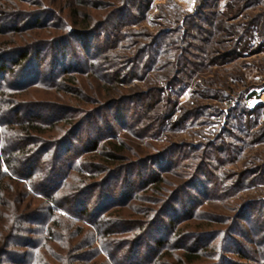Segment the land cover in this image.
<instances>
[{"label": "trees", "instance_id": "trees-1", "mask_svg": "<svg viewBox=\"0 0 264 264\" xmlns=\"http://www.w3.org/2000/svg\"><path fill=\"white\" fill-rule=\"evenodd\" d=\"M217 1L202 0L194 16H180L174 21L163 16L165 25L172 29L166 28L153 38L126 31L143 19L151 0H32L31 3L29 0H0V205L14 206L13 226L0 222V250L4 247L0 264H4V259L8 264L28 261L101 264L98 251L94 249V254L90 253L80 243L68 245L65 255H57V252L52 255L49 253L52 248L42 252L40 241L29 243L30 240L16 236L19 234L16 226L30 216L29 207L24 206V196L42 200L37 209H45L48 220L54 218V224L48 229L53 240L67 245L62 233L65 230L61 227L67 219L96 228L102 253L109 260H103V264H119L116 258L121 264H136L129 260L128 250L139 256L145 249L148 256L143 264H214V261L216 264H264V199L242 201V197H237L257 179L244 181L242 178L241 183L232 181L225 187L227 175L231 174H220L224 166L234 162L237 150L234 149L232 157L228 154L223 157L210 151L211 144L193 150L189 146L182 148L172 144L156 149L155 144L144 141L159 137L170 124L176 126L179 121L173 123L175 103L171 104L169 99L168 107L158 111L160 103H165L163 90L156 86L146 92L126 88L153 71L157 58H163L162 69L168 71L164 75L165 84L176 88L207 61L202 57L206 44L214 43L212 52H208L218 61H235L262 53L264 0H230L225 11L218 10ZM98 10L106 14L101 20L92 14ZM60 12L65 13V17ZM28 22L35 28L61 32L58 38L53 36L50 46L54 43V47L62 44L64 47L72 36L87 43L99 40L97 50L103 55V61L95 69H104L109 79L105 80L96 72L88 74L77 68L76 63L63 67L60 76L47 83L39 59L40 52L48 46L44 36L36 35L40 40H23V44L17 41ZM11 23L14 26L9 27ZM106 24L110 31L103 38ZM134 38L137 41L132 42ZM142 39H147L148 44L139 42ZM123 43H129V47L121 52ZM82 48L89 51L85 43ZM33 61L38 64L31 69L29 65ZM57 66L54 59L53 69L48 72L52 77H55L53 70ZM30 89H38V92H29ZM30 93H39L41 100L30 102ZM119 102L127 108L119 106L122 105H118ZM43 109L53 117L51 121L43 118ZM31 110L36 114L24 115ZM107 113L110 115L105 117ZM187 115L183 121L189 120ZM96 121L101 122L100 125ZM88 124L93 129L92 136L87 134L79 138L80 151L72 154L73 146L67 137L71 134V137H80L84 125ZM119 128L127 129L122 141L115 137ZM73 129L75 131L70 133ZM141 146L153 152L146 153L140 150ZM199 148L204 151L195 157ZM55 151H59L61 160ZM260 170L264 172V164L260 165ZM140 172L145 173L144 180H130V176ZM173 177L189 183L186 187L184 182L172 183L171 194L166 186L170 185L168 179ZM114 178L120 182L108 188L109 181ZM187 190L196 194L190 196ZM197 192L204 202L212 204L236 197L240 202L230 206L238 216L233 219L211 208L203 213V202H198ZM183 197L188 205L176 217L172 205L181 204ZM94 199L96 202L91 204ZM132 204L135 205L132 207ZM50 205L62 210L67 218L52 214ZM110 205L111 210L105 211ZM156 207L161 211L158 217ZM125 209L131 213H126ZM201 218L206 225L194 223ZM1 220L4 221L3 216ZM214 224L226 229L213 231L211 225ZM242 224L244 228L240 227ZM251 226L260 236L257 237L263 244L261 252L243 248L246 244L258 245L247 238V234L252 233ZM149 233L166 237L151 238L153 248H149L146 242ZM130 234L132 237L121 238ZM248 237L250 239L251 235ZM13 239L17 246L28 247L31 252L9 253ZM227 243L232 248H226ZM225 253L231 254V258L224 256Z\"/></svg>", "mask_w": 264, "mask_h": 264}, {"label": "rangeland", "instance_id": "rangeland-1", "mask_svg": "<svg viewBox=\"0 0 264 264\" xmlns=\"http://www.w3.org/2000/svg\"><path fill=\"white\" fill-rule=\"evenodd\" d=\"M29 1L31 3L32 0ZM229 1L230 0H218L215 4L218 10L225 11L227 10L226 6ZM201 2L202 0H151L149 7L147 8V11L143 16V19L139 23H135L132 27L127 28L126 31L131 30L132 32H134V34L143 33L154 38L156 35H159L162 30L171 28L165 25L163 16L167 15L168 18H171V21H174L177 17L180 16L182 18L194 16ZM59 14L62 17H65L66 15L65 13L61 12ZM92 14L99 20H101V17L106 15L105 11L102 12L100 10L95 12L93 11ZM128 16L129 15H126L127 18ZM58 21H54V23ZM30 25V22L25 24V26L22 28V30L24 31H22V33L18 35L17 41L21 42H19V44H23V40L25 42H31L32 39H35L37 41L39 38L36 35L44 36L43 39L46 40V44L48 46L45 45V50H42V52H40L39 59L41 60L40 63L42 64L41 68L46 72L44 74V79H46L47 83L49 82V80L51 81L54 78L59 77L61 74V69L63 67L65 68L73 64L76 65V63L77 68L86 71V73L88 74L91 72H96V74H99V76H104L105 80L109 77L108 74H104V69H95L97 66H101V62L103 61V55L97 50V47L100 44V42H98L99 40L95 39L94 41L87 43L86 40L83 41L81 39L82 41H79V39L72 36L68 37L69 41H66V43H64V47L62 46L63 44L58 47H54L55 44L53 43L52 45L51 43L52 46H50V42L53 41V36L54 38H58L59 36H61V32L56 30L54 31V29L52 31H46L45 29H43V27L39 29ZM107 25L108 24H106V29H104L103 34L105 36H103V38H106L107 33L110 31V28ZM12 26H14V23H11L9 27ZM63 31L65 33H67L66 31H68V33L70 32L69 30ZM134 40L135 38L132 40V42ZM139 42L148 44L147 39H142ZM150 42L152 41H149V43ZM84 43L86 46H88V52H85V50L83 49L84 47L82 48ZM126 46L129 47V43H123L120 46V51L122 52L123 48ZM214 46V43L210 45L206 44V52L202 57L207 58V61L204 62L203 66L198 70L197 73L190 77H187V79L185 78V81H181V84L177 85L176 88L169 87V85H166L164 82V75L168 71L162 69L163 58L156 59L157 62L155 63V66H157L154 67L153 71L145 74L142 79L140 78L139 80L133 81V83L126 86V88H130L129 91H131V88H133V90L135 91L146 92L150 90V88L156 86L160 90H163L162 95L163 98H165V103L164 105H161L160 103V105L158 106V111H160L162 107H168L167 101L169 99L171 100H169L171 104L174 105L175 103L174 110L176 112V115L174 116L175 119H173V123H175V121H179L177 124L175 123L176 126L172 127V124H170L159 137H155L144 142H151L152 144H155L157 147L156 149H162L165 145L172 144L178 147L189 146L190 149L193 150L197 146L206 147L207 145L211 144L210 146L212 148L210 149V151L214 150V152L216 151L217 155L221 154L223 157H225L227 154L232 157L234 149H236V156H234L233 158L234 162L224 166L220 173L223 174L229 172L231 174V176L229 177L227 175V180L225 181L224 186L226 187L227 185H230L232 181L233 183H235L236 181L241 183L242 178L244 181L247 179L252 181L257 179L255 184H253L252 186H248L247 188L242 190L237 195V197H242V201H250L251 199H264V172L261 173L260 170V165L264 164V51L260 54L250 55L246 58H239L235 61H218V59L212 53L208 52H212ZM54 59L57 60L58 68H55V70H53L55 72V77H52L48 72L53 69ZM37 64V62L33 61L30 62L29 66L31 69H34L37 68ZM186 73L184 72V74ZM36 91L38 92V89H30L29 92ZM40 92L43 93V90H39V93ZM37 94L30 93V95H28V99L30 100V102L41 100V97H39V95ZM119 104L122 103L119 102L118 105ZM102 105L106 107L107 104H104L102 102ZM119 106L127 108L125 107L126 105L124 103ZM184 111L188 112V115L186 114L187 119H189L187 122L183 121L184 117L186 116L184 115ZM25 114L34 115L36 114V111H27V113L25 112L24 115ZM42 114L44 115L43 118L48 122L53 118L49 114V112L45 111L44 109ZM107 115L110 114H105V117H107ZM78 122L80 121L77 120V123ZM100 123L101 122L96 121V124L100 125ZM131 124L132 122L129 121V125ZM117 130L118 131L116 132L115 136L116 139H119L120 141L124 140L127 134V129L119 128ZM73 131H75V129L71 130L70 133H72ZM1 133L2 128L0 126V134ZM87 134L91 136L93 134V129H91L90 124L84 125L83 133L80 137H71L72 134L67 137V139H70V143L73 146L72 154H76L80 151L78 139L83 138ZM225 145L226 147H224ZM139 148L146 153L153 152L152 149L150 150L145 146H141ZM199 149L195 153V157H197V154H199L201 151H204V148ZM55 152L58 156L57 158L61 160L59 151ZM4 171H6L5 168ZM144 177L145 173L140 172L135 176H130V180L142 181L145 179ZM168 181L171 185L166 186V189L169 193L173 191V184L184 182L183 185L184 187H186V184L189 183L187 181L181 180L180 178L177 179L174 177L169 178ZM116 182L119 183L120 181H117V179L115 178L109 181V185H107L108 188ZM107 186L105 188H107ZM186 193L190 196L196 194L195 191L191 190H187ZM198 194L200 195V197L198 198V202H203V206L201 207L203 213H206V208H211L215 213L222 214L223 216L227 217H232L233 219H236V216H238L233 206H230V204H236L237 202H240L236 201V197L226 200L225 203L222 202L220 204H212L213 202L210 203V201L204 202L201 193ZM33 198L34 197L31 196H24V206L29 207L27 209V213H30V216H28L27 219H25L23 222L21 221L20 224L16 226L15 230L19 228V234L17 233L16 236H22L26 241L30 240L28 241L29 243L32 240L40 241L41 246H43V248H40L42 252H48L49 249L52 248L50 249L49 253H55L54 255H56V252L57 255L58 253L65 255L68 253V245L71 246L80 243L81 247L88 250L90 253L94 254L93 250L96 249L100 256L98 260L109 261L106 255L102 253L100 239L98 235H96V228H90L86 226L84 222H75L73 220L69 221L68 219H65L66 221H64V223H61L62 225H60L61 227H63V230H65L62 233H64L65 235L64 238L67 241V245L62 241L55 239L53 240V238L49 235L48 229L52 223L54 224V218L52 217L48 220V215L47 213H45V209H37L42 200L39 201ZM184 199L185 198L183 197L181 204H179V202H176L172 205V211L176 212L177 214V216L174 215V217H178L181 214V209L185 210V207H187L188 204L186 203V201L188 202V200L186 199L184 201ZM96 200L97 199H94L91 204L95 203ZM228 202L231 203L226 204ZM134 205L135 204H132V207ZM12 207L14 206H10L9 204L5 203H2L0 205V216L4 217V221L1 220V223H4L5 225L8 224V226H13L12 216L14 215V209ZM16 207L17 206L15 205V209ZM50 208H52V214H57V216H63L67 218L66 214L62 212V210H56L53 205H50ZM111 208L112 207L110 205L105 211L109 212ZM125 210L126 213H131L130 210ZM38 212H40V215L37 218L36 216ZM160 213L161 211L157 210V217L158 215H160ZM46 221L48 222V224H46ZM194 223L202 225L207 224L206 221L202 218L201 220L195 221ZM211 227L214 228L213 231L226 229V227L221 226V224H214L211 225ZM240 227L244 228V224H242ZM251 229L252 233H248L247 238L248 240H252L253 244H255L256 242L258 245L257 247H255L252 244H246V246L243 245V248L246 251L252 248L261 252L263 244L261 245L259 240L260 238L258 239V237L260 236L257 232H255L256 230L254 226H251ZM98 234L100 235L99 231ZM250 235L251 238L249 239L248 236ZM3 236H6V233H3ZM155 236H159V239L166 237L164 234L154 235L153 233L152 235L149 233V238H146V242L149 248H153V244L150 240L151 238L155 239ZM127 237H132V234L122 236L121 238L123 239ZM220 243L221 241L219 242V244ZM228 247H230L229 243H227L226 248ZM230 248H232V246ZM3 249L4 247L0 250V255ZM143 251V254L137 256L135 252L128 250L127 255L129 257V260L135 262L136 264H143L148 256L146 252L147 250L145 249ZM8 252L22 254L31 252V249H29L28 247L17 246V241L13 239ZM225 255L231 258V254L225 253L224 256ZM116 260L119 264H121V260L119 258H116ZM102 261L101 264H103ZM2 262H4V264H8L5 259ZM89 263L90 262L84 263L75 261V264ZM216 263L217 262L214 261V264ZM21 264L36 263L28 261L27 263Z\"/></svg>", "mask_w": 264, "mask_h": 264}]
</instances>
